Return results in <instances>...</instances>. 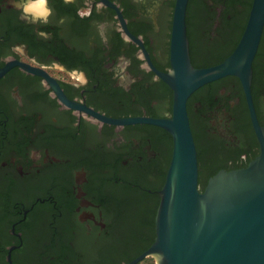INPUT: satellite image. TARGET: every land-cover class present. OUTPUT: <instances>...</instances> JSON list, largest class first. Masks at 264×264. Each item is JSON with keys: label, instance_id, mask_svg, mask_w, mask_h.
Returning <instances> with one entry per match:
<instances>
[{"label": "flooded vegetation", "instance_id": "obj_1", "mask_svg": "<svg viewBox=\"0 0 264 264\" xmlns=\"http://www.w3.org/2000/svg\"><path fill=\"white\" fill-rule=\"evenodd\" d=\"M108 1L151 65L169 72L176 0ZM252 2L187 0L194 67L216 65L233 51ZM11 60L43 70L66 99L103 116L172 117L173 90L102 0H0V68ZM251 69L252 105L264 126V22ZM186 112L198 184L259 153L238 77L194 90ZM172 149L162 126L102 121L64 104L41 74L9 67L0 76V264L136 258L155 237Z\"/></svg>", "mask_w": 264, "mask_h": 264}, {"label": "water", "instance_id": "obj_2", "mask_svg": "<svg viewBox=\"0 0 264 264\" xmlns=\"http://www.w3.org/2000/svg\"><path fill=\"white\" fill-rule=\"evenodd\" d=\"M102 1L115 9L124 32L140 45L151 69L173 90L170 119L103 116L66 99L43 70L18 60L6 62L0 68V76L18 64L29 72L41 74L59 99L70 107L114 124L154 123L172 135V156L159 190L154 218V240L126 264H135L145 257H152L155 264H264V126L257 122L250 92L251 62L264 22V0H253L246 26L233 51L218 64L208 67H194L190 62L185 26L187 0H176L170 40L171 70L167 73L151 65L142 43L127 30L117 8L108 0ZM228 75L240 80L259 153L243 167L217 171L200 190L186 99L200 86Z\"/></svg>", "mask_w": 264, "mask_h": 264}, {"label": "rangeland", "instance_id": "obj_3", "mask_svg": "<svg viewBox=\"0 0 264 264\" xmlns=\"http://www.w3.org/2000/svg\"><path fill=\"white\" fill-rule=\"evenodd\" d=\"M139 264H155V261L152 257H146L142 262Z\"/></svg>", "mask_w": 264, "mask_h": 264}, {"label": "trees", "instance_id": "obj_4", "mask_svg": "<svg viewBox=\"0 0 264 264\" xmlns=\"http://www.w3.org/2000/svg\"><path fill=\"white\" fill-rule=\"evenodd\" d=\"M211 176V175H210ZM205 183H206V181H200L199 180V186H200V190H202L203 189V187H204V185H205Z\"/></svg>", "mask_w": 264, "mask_h": 264}]
</instances>
